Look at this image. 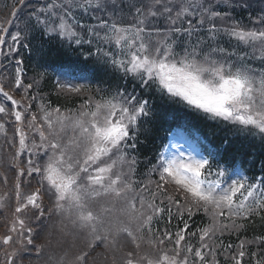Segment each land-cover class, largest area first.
Masks as SVG:
<instances>
[{"label":"snow or ice","instance_id":"6c2138e0","mask_svg":"<svg viewBox=\"0 0 264 264\" xmlns=\"http://www.w3.org/2000/svg\"><path fill=\"white\" fill-rule=\"evenodd\" d=\"M122 5L123 0L5 5L0 53L14 61V74L0 62L8 73L7 84L0 83V120L7 117L15 129L9 141L19 166L15 212L31 208L39 219L47 197L53 212L87 232L90 247L124 234L132 246L123 264H220L217 244L231 264H245L246 256L249 264H264V234L240 238L253 218L264 222V161L248 175L254 162L234 147L236 140L264 146V15L249 27L231 15L247 7V0H150L147 6L129 0L125 22L116 11ZM52 51L76 57L77 67L55 69L54 94L82 97L78 107L53 106L41 95L48 72L39 69L50 67L42 61ZM33 56L37 70L28 78L25 61ZM89 64L95 72L78 70ZM101 76L105 86L98 82L95 91L91 82H72ZM157 100L167 107L158 109ZM177 107L225 135L216 145L190 125L165 130L163 151H156L154 161L146 158L145 183L137 179L141 138ZM5 126L0 123V129ZM26 177H39L38 186L22 195ZM116 204L120 215L113 218ZM200 213L209 222L191 231L190 221ZM165 217L168 225L175 217L183 226L154 231ZM16 225L22 232L24 219L18 217L10 230ZM225 234H235L239 243L225 246L218 240ZM145 236L151 253L141 251ZM11 241L3 239L5 245ZM253 244L261 254L246 247ZM88 255L76 260L87 264Z\"/></svg>","mask_w":264,"mask_h":264},{"label":"trees","instance_id":"16d2710c","mask_svg":"<svg viewBox=\"0 0 264 264\" xmlns=\"http://www.w3.org/2000/svg\"><path fill=\"white\" fill-rule=\"evenodd\" d=\"M257 17L258 16H256V17L253 16L250 19L246 20L247 24L250 23V21L254 20ZM103 79L104 78H102V80ZM50 94H54L53 91H50ZM73 98H75V96H73ZM52 99L57 101L58 103H68V102H70V99H63V98L57 99V97H54ZM156 105H157L158 109L166 108L165 105H161L160 106V104L158 103V100L156 101ZM169 111H171L170 118L177 117V119H180V118L183 117L184 109L177 110V108H175V109H172V110H169ZM186 120H188L191 124H195V125H199V123L201 122L199 119H197L195 117L194 118H186ZM242 232L244 234V238L245 239L251 240L255 236L264 234V222H261L259 219L256 220L255 222H251L249 224L247 230L246 231H242ZM247 247H250L251 251L257 252L258 254H261L262 250L258 247V245L253 244V245H248ZM221 257H222V255L220 254V255H218L217 259L219 260ZM247 258L249 259V257H247ZM248 263H249V260H248Z\"/></svg>","mask_w":264,"mask_h":264}]
</instances>
